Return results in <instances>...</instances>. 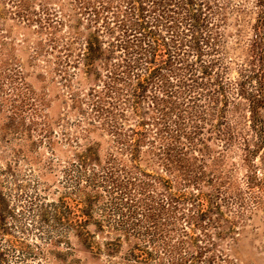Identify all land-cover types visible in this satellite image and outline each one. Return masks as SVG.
<instances>
[{
	"label": "trees",
	"instance_id": "1",
	"mask_svg": "<svg viewBox=\"0 0 264 264\" xmlns=\"http://www.w3.org/2000/svg\"><path fill=\"white\" fill-rule=\"evenodd\" d=\"M10 1L16 19L45 35L36 54L55 59L64 75L85 74L89 86L71 93L73 108L90 109L120 153L101 172L96 152L77 155L67 170L82 202L31 196L30 215L92 249L89 229L106 234L108 255L125 238L129 260L215 264L216 210L223 200L245 202L217 166L235 147L251 209H264V0ZM9 78L12 96L19 88ZM9 101L1 132L32 136L36 120L26 127L20 104Z\"/></svg>",
	"mask_w": 264,
	"mask_h": 264
},
{
	"label": "rangeland",
	"instance_id": "2",
	"mask_svg": "<svg viewBox=\"0 0 264 264\" xmlns=\"http://www.w3.org/2000/svg\"><path fill=\"white\" fill-rule=\"evenodd\" d=\"M57 5L54 3L52 7ZM13 10L10 0H0V86L1 82L3 84L0 87V106L3 107H0V124L8 123L6 117L11 114L9 98L12 97L20 104L18 114L24 118L26 127L34 119L36 125L32 126V136L27 132L22 138L17 134L5 135L0 128V264H143L127 259L125 238L118 253L108 255L106 234L102 236L94 228L89 229L92 249L73 234L53 231L48 223L41 225L40 218L30 215L31 196L52 202L70 195L82 202L80 196L70 193L77 184L67 170L77 155L86 154L89 148L96 152L99 157L96 166L101 172L106 168L109 155L113 153L119 157L120 153L113 137L93 120L90 109L81 112L73 108L71 93L78 88L84 91L89 86L85 74L76 70L77 75L72 76L74 69L70 68L64 75L58 70L55 59L43 52L36 54L45 35L38 33L34 25L28 26L16 19ZM230 55L236 57L237 51ZM10 65H13L12 71H9ZM17 70L21 78H15ZM9 75L14 76L12 83L19 88L12 96L9 89L15 86H11ZM25 103L32 104L25 106ZM84 107L87 108L86 103ZM128 125L132 126V121ZM240 156V150L235 147L217 160L224 175L232 179L231 192L240 189L245 202L223 200L216 210L221 213L222 222L213 233L218 243L214 248L215 264H264V209H251L255 203L245 187L247 169ZM154 170L162 173L158 163ZM231 192L227 193L229 197ZM103 199L106 201L107 197ZM7 209L13 211L10 218L2 216ZM99 215V212L95 214L98 218ZM105 231L108 233L107 227ZM194 232L192 226L191 233ZM52 241H59V244L52 246ZM43 250L53 254L47 257ZM148 264L159 263L153 259Z\"/></svg>",
	"mask_w": 264,
	"mask_h": 264
}]
</instances>
